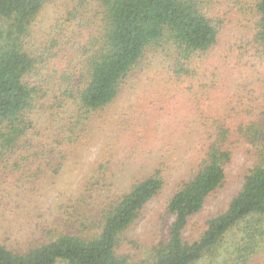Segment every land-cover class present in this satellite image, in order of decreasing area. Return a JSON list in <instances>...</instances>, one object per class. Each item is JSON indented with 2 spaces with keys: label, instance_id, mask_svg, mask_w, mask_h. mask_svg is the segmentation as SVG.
Instances as JSON below:
<instances>
[{
  "label": "rangeland",
  "instance_id": "374dc122",
  "mask_svg": "<svg viewBox=\"0 0 264 264\" xmlns=\"http://www.w3.org/2000/svg\"><path fill=\"white\" fill-rule=\"evenodd\" d=\"M194 1H204L201 11L222 24L213 50L191 61L190 76L177 74L174 48L148 49L114 102L90 122L74 128L72 136L69 127L75 105L60 96V90L56 92L55 84L60 86L58 73L67 66L72 68L66 72L70 75L82 70L81 58H71L66 34L72 37L84 14H69L76 6L72 0H45L26 47L34 57L45 58L42 54L54 40L59 41L58 54L52 49L45 58L43 75L51 74L52 80L42 92L48 94L36 95L31 115L43 130L36 139H43L39 150L33 148L29 155L20 151L0 160V244L18 252L44 240V233L89 237L97 233L93 226L100 224L104 211L132 184L161 166L166 185L120 237L116 250L128 264H149L173 221L166 210L171 194L196 167L209 135L224 125L231 132L226 145L232 154L226 179L190 220L184 239H198L205 221L228 207L257 161L254 147L238 135V129L264 123V56L255 55L250 45L257 21L254 0ZM88 12L81 35L98 25L96 4ZM49 146L55 154L52 160H43V150ZM58 163L61 169L55 172ZM92 184L94 190H90ZM233 239H227L213 262L203 259L196 264L231 259L229 240ZM252 264H264V256Z\"/></svg>",
  "mask_w": 264,
  "mask_h": 264
},
{
  "label": "trees",
  "instance_id": "16d2710c",
  "mask_svg": "<svg viewBox=\"0 0 264 264\" xmlns=\"http://www.w3.org/2000/svg\"><path fill=\"white\" fill-rule=\"evenodd\" d=\"M72 1L76 6L69 14L78 16L82 11L84 15L78 18L72 37L66 34L67 45L74 61L81 58L82 70H74V75H70L66 72L72 68L67 66L65 72H57L60 86L55 84L56 92L60 90V96L71 99L75 105L69 127L72 136L76 133L74 128L90 122L114 102L148 49L174 48L177 74L190 76L191 61L207 56L220 35L222 21L201 11L204 1ZM44 3L45 0H0V160L20 151L29 155L31 149L39 150L42 143L43 138L36 139V136L43 130L34 124L31 115L36 95L48 94L42 92L52 80L51 74L43 75L45 58L52 49L58 54L59 41L54 40L42 54L45 58L34 57L26 47ZM94 4L98 13L97 28L90 26L81 35L87 27L83 23L85 16ZM253 9L257 21L250 45L255 47V55L264 56V0H254ZM65 57L70 58L66 54ZM230 133L226 125L214 129L200 149L196 167L171 194L166 210L173 221L166 241L154 248L149 264H196L203 259L211 263L230 237L236 238L229 240L232 258L222 260L221 264H252L257 257L264 256V123L260 126L250 123L238 129V135L254 147L257 157L240 191L224 211L205 221L198 239L188 242L183 237L190 220L202 211L226 179L225 168L232 158L231 148L226 145ZM43 154V160H52L55 152L49 146ZM15 165L18 166L17 162ZM160 167L132 184L128 192L104 211L100 224L93 226L98 228L97 233L89 237L44 233V240L18 252L0 244V264H128L125 257L116 254L120 237L166 185ZM59 169L58 163L54 171ZM94 187L92 184L90 190ZM82 217L89 222L87 217Z\"/></svg>",
  "mask_w": 264,
  "mask_h": 264
}]
</instances>
